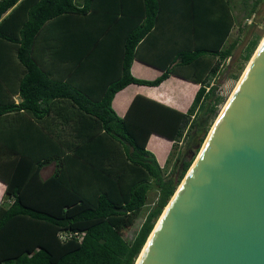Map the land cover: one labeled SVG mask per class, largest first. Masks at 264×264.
Here are the masks:
<instances>
[{"label": "trees", "instance_id": "1", "mask_svg": "<svg viewBox=\"0 0 264 264\" xmlns=\"http://www.w3.org/2000/svg\"><path fill=\"white\" fill-rule=\"evenodd\" d=\"M182 3L194 27L210 20L208 11L224 9L228 21L223 30L220 17L211 20L218 34L215 43L178 47L159 64L162 72L156 77L134 76L130 64L138 55L139 42L168 7H182ZM229 3L0 0V16L12 6L0 20V38L14 43L22 64V99L15 102L0 92V117L7 114L14 119L12 129L6 130L10 141L0 138V179L5 182L0 201V264L136 263L148 234L232 94L218 111L223 96L211 80L230 55V47L224 46L235 23ZM60 16L71 20V29L62 34L75 40L78 55L71 70L75 76L81 73L80 84L74 77L53 76L32 50L45 25ZM259 37L255 34L248 41L243 60H251ZM53 38L60 40L58 31ZM51 48L60 54L57 45ZM170 73L200 83L186 111L142 94L133 97L122 116L112 107L115 92L126 84L157 85ZM67 100L74 110L60 105ZM63 112L70 115L62 120ZM18 119H23L21 126ZM58 121L69 124V139L63 138L65 128L58 127ZM151 132L173 142L185 141L171 174L146 146ZM22 134H32V140L26 141ZM52 161V173L42 178L41 168ZM152 188L157 190L153 205L132 239H127L124 230L134 223ZM67 229L83 232L82 238L61 240L58 232Z\"/></svg>", "mask_w": 264, "mask_h": 264}, {"label": "water", "instance_id": "2", "mask_svg": "<svg viewBox=\"0 0 264 264\" xmlns=\"http://www.w3.org/2000/svg\"><path fill=\"white\" fill-rule=\"evenodd\" d=\"M198 153L136 264H264V41Z\"/></svg>", "mask_w": 264, "mask_h": 264}, {"label": "crops", "instance_id": "3", "mask_svg": "<svg viewBox=\"0 0 264 264\" xmlns=\"http://www.w3.org/2000/svg\"><path fill=\"white\" fill-rule=\"evenodd\" d=\"M81 1L82 0H76L78 3H81ZM169 4L174 5V2L170 1ZM229 4L228 8L231 12V10L233 11V8L231 9V0ZM182 5V7H168L164 11L159 22H157L156 26L151 29L149 35H146L141 39L139 42L138 55L134 56L130 64V71L134 76L146 79L156 77L162 72L159 64H164L168 60V57H171L178 47L189 45H213L218 34H216L215 26L211 24V20L220 17L221 19H219V21L221 22V30L224 29L225 23L228 21L224 9L215 12L208 11L207 20H210L203 25L194 27L191 23V18L189 16L190 13L183 8L185 7L183 3ZM11 8L12 6L1 14L0 20L11 10ZM232 13L235 15L234 11ZM72 18H74V16H72ZM232 27L224 41V46L227 45ZM70 29L71 20L66 16H60L50 20L45 25L43 31L35 39L32 50L38 62L46 67L53 76L61 77L64 80H70L74 77L73 81L80 84L81 73L75 76L74 69L71 70L73 64L76 62V56L78 55L74 44L75 40L71 37H67L66 34H62V32H67ZM56 31H58V37L60 40L55 41L53 35ZM55 45H57L58 49L61 48L60 54H54V52H51V47ZM113 66L115 67V65ZM21 75L22 64L16 55L14 43L0 38V92L6 94V96L10 95L15 102H19L22 99V96L19 93V81ZM199 85L200 83L198 82L173 73H170L157 85L130 82L115 92L111 105L117 114L122 116L126 113L133 97L136 94H142L179 110L186 111L190 106ZM60 105L68 111H72L75 108L70 100L62 102ZM68 115H70V113L63 112L61 119L63 120L64 117ZM12 120L14 119L7 116V114L5 117H0V138H2V141H10L9 134L6 130L8 127L12 129L10 126ZM21 120L23 121V119ZM21 120H17L19 126L22 125ZM58 122H60L58 127L65 128V131L62 134L63 138L69 139L70 135L67 132V130L70 129L69 124L63 125L61 124V121ZM20 132L22 133V130ZM22 135L26 141L32 140V134ZM22 139L23 138H20V141ZM172 142L173 140L156 132H151L148 137L146 146L153 150L157 161L161 166H164V163H162L161 160L166 162ZM153 143H155V146ZM49 165L51 166L50 169L45 171L44 168ZM54 165V161L45 164L40 170L41 177H48L52 173ZM4 188L5 182L0 179V201Z\"/></svg>", "mask_w": 264, "mask_h": 264}, {"label": "rangeland", "instance_id": "4", "mask_svg": "<svg viewBox=\"0 0 264 264\" xmlns=\"http://www.w3.org/2000/svg\"><path fill=\"white\" fill-rule=\"evenodd\" d=\"M231 2L233 5V11L236 16L235 23L232 27V31L226 45V47L228 46L231 49L230 55L226 57V59L221 63L217 74L211 80V82L216 85V93L223 96V100L218 105V111L220 110L222 103L225 101L230 92L234 91L233 87L235 86L237 80H240L248 66V60H243V53L248 41L255 34H259V41L261 37L262 39L264 38V0H231ZM236 73L237 76L234 77L233 75ZM184 148L185 141L182 139L177 142L171 143V147L167 155L168 158L170 157L169 162L166 163L161 160V162L164 163L163 168L166 173L171 174V169L176 162V153L180 150L183 151ZM197 153L196 155H199V153ZM50 167L51 166L49 165L45 167L44 170L47 171L48 169H50ZM156 195L157 190L152 188L149 191L146 204L144 205L138 216L135 218L134 223L124 230V236L127 239H132V237L134 236L135 232L143 221L145 214L153 205Z\"/></svg>", "mask_w": 264, "mask_h": 264}, {"label": "bare ground", "instance_id": "5", "mask_svg": "<svg viewBox=\"0 0 264 264\" xmlns=\"http://www.w3.org/2000/svg\"><path fill=\"white\" fill-rule=\"evenodd\" d=\"M263 41H264V38L261 40V42H260V44H259L258 48L256 49V51H255L254 55H255V54H256V52L258 51V49H259L260 45L263 43ZM254 55H253V57H254ZM253 57H252V58H251V60L249 61V63H248V66L250 65V63H251V61H252ZM248 66H247V68H248ZM247 68H246V69H247ZM245 71H246V70H245ZM245 71H244V73H245ZM244 73H243V75H244ZM243 75H242V77H243ZM242 77L240 78V80H239L238 84H237V85H236V87L234 88V91L232 92V94H231L230 98L228 99V101H227L226 105L228 104V102H229V100L231 99V97H232L233 93L235 92L236 88L238 87V85H239V83H240V81H241ZM226 105L223 107L222 111L225 109ZM222 111H221V113H222ZM221 113H220V114H219V116L217 117L216 121H217V120H218V118L220 117ZM216 121H215V123H216ZM215 123L213 124V126L215 125ZM213 126H212V128H213ZM212 128H211V129H212ZM210 131H211V130H210ZM209 133H210V132H209ZM208 135H209V134H208ZM197 156H198V155H197ZM197 156H196V157H197ZM196 159H197V158H196ZM196 159H195V161H196ZM195 161L193 162V164L195 163ZM193 164H192V165H193ZM191 167H192V166H191ZM182 182H183V181H182ZM182 182H181V184H182ZM181 184H180V186H181ZM180 186H179V187H180ZM179 187L177 188L176 192L178 191ZM176 192H175V194H176ZM175 194L173 195V197L175 196ZM173 197H172V198H171V200L169 201L168 205L165 207V209H164L163 213L161 214L160 218L157 220V223H156V225H155L154 229L157 227V225H158V223H159L160 219L162 218V216H163L164 212L166 211V209H167V207L169 206L170 202L172 201ZM154 229H153V231H154ZM153 231H152V232H151V234L149 235V237H148L147 241H149V239H150V237H151V235H152ZM147 241H146V243H147ZM146 243H145V245H146ZM145 245H144V247H143L142 251L144 250V248H145ZM142 251H141V253H142ZM141 253H140V255H141ZM140 255H139V257H138V259H137L136 263L138 262V260H139V258H140ZM136 263H135V264H136Z\"/></svg>", "mask_w": 264, "mask_h": 264}, {"label": "built area", "instance_id": "6", "mask_svg": "<svg viewBox=\"0 0 264 264\" xmlns=\"http://www.w3.org/2000/svg\"><path fill=\"white\" fill-rule=\"evenodd\" d=\"M83 232L77 230H61L58 232V237L61 240H67L69 238H75L80 240L82 238Z\"/></svg>", "mask_w": 264, "mask_h": 264}]
</instances>
